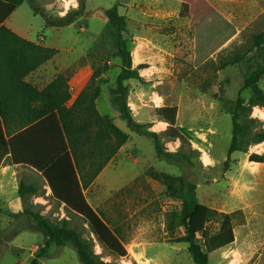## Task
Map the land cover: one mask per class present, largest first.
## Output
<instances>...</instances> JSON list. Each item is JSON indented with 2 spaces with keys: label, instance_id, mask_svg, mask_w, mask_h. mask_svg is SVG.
<instances>
[{
  "label": "rangeland",
  "instance_id": "rangeland-1",
  "mask_svg": "<svg viewBox=\"0 0 264 264\" xmlns=\"http://www.w3.org/2000/svg\"><path fill=\"white\" fill-rule=\"evenodd\" d=\"M84 2L82 16L73 24L57 28L62 31L60 44L71 45L73 49L69 54H59L56 61L59 64L82 63L90 72L107 63L109 70L96 79V84H106L109 90L111 84L114 87L121 59L115 54L103 10L118 2V12L126 19L124 38L127 48L132 59L138 54L141 60L140 79L125 81L129 108L137 115L136 119L149 120L146 123L151 131L161 133L173 129L171 132L177 136L163 137L165 148L170 152L179 150L189 159L179 164L158 159L153 141L132 132L129 157L121 155L115 162L116 169L130 173L133 179L117 191H108L94 180L85 190L90 206L118 232L127 249L125 257H117L103 248L88 225L71 212L63 213L56 201L47 198L48 204L32 205V209L50 220H70L71 226L93 242L95 253L105 262L195 264L187 244L175 241L183 235V227L168 229V214L180 210L181 200L170 195L165 185L147 171L152 169L184 176L195 184L200 203L219 212L232 213V242H228L220 218L206 224L212 248L208 264H264V169L251 174L247 171L258 166V162L251 161L249 156L264 153V141L251 144L246 152H233L225 170L223 164L231 140L230 111L243 85V63L218 68L225 58L247 50L252 44V36L264 29V0H239L234 4L232 11L235 9L237 14L232 16L243 20L241 25H247L246 28L204 63L194 61L193 27L189 17H180L177 8L168 0ZM38 4L48 14L62 16L77 8L79 0H39ZM21 8L36 25L45 27L40 15L32 19V9L27 2ZM260 87L264 90V79ZM135 92L138 93L137 104L131 98ZM250 93L245 89L240 94L247 101ZM98 107L102 113L115 114L117 121L126 128L111 102L107 105L100 101ZM140 110L150 115L139 116ZM257 110L264 111V107L252 110L251 117L257 119L254 126L264 129V117H260ZM160 121L166 123L165 129L158 130L164 126L159 125ZM205 152L210 158L209 164L203 162ZM34 181L39 187L38 194L44 196L40 178ZM9 217L12 225L0 228V264H30L43 246L44 236L24 214ZM197 242L203 244L201 236L197 237ZM40 261L44 264H81L71 243L50 244Z\"/></svg>",
  "mask_w": 264,
  "mask_h": 264
},
{
  "label": "trees",
  "instance_id": "trees-1",
  "mask_svg": "<svg viewBox=\"0 0 264 264\" xmlns=\"http://www.w3.org/2000/svg\"><path fill=\"white\" fill-rule=\"evenodd\" d=\"M23 2H27L34 14L40 15L45 25L49 27L73 24L85 10L84 0H79L77 8L68 10L62 16L48 14L47 10L38 4V0H0V21L3 16L8 17ZM192 12L196 38L195 62L200 63L203 58H207L226 42L235 33V29L219 12L202 0L195 4ZM103 13L112 35V43L116 48L115 54L121 59V68L116 76L115 85L109 90L110 102L116 108L119 119L125 121L130 131L153 141L155 156L158 159L172 164L187 161L188 155L179 150L167 151L164 146L163 137L177 136L171 132L173 129L161 133L151 131L148 123H141L132 115L127 105L128 87L125 81L140 77L138 70L131 66L130 51L124 38L126 19L118 12V2L104 9ZM46 52L49 58L56 50L46 49ZM239 62L243 63V85L230 111L231 140L223 164L225 170L229 166L233 152H246L251 144L264 141V129L254 126L257 119L251 117L254 107H264V90L258 84L264 75V30L252 36V44L247 50L225 58L219 63L218 68L222 69ZM109 68L107 63L96 68L85 88L70 106L65 104L70 97L67 78L59 74L54 79L52 85L48 87V90L53 89V114L37 126H43L45 122L48 124L50 136L46 150H43L46 152L44 155L38 152L35 156L22 157L21 160L41 171L42 177L51 189L53 199L58 204H63L66 210L78 215L103 248L117 257H125L127 251L118 232L88 204L83 193L129 138L127 133L115 125L111 117L101 115L96 108V99L101 91L96 79ZM245 89L251 92L247 101L240 94ZM249 159L264 162V153H252ZM147 172L163 183L170 195L181 200L180 210L168 214L169 230L176 226L184 229L183 235L175 241L187 244L188 253L195 264H208V254L212 248L206 224L212 219L220 218L221 227L226 228L228 242H232L233 234L230 228L232 213L219 212L200 203L197 200L195 184L187 181L184 176H172L152 169ZM18 194L23 203V214L31 219L34 227L44 236V244L34 254L30 264H41L40 258L45 255L50 244L61 246L67 243L72 244L81 264H118L102 260L95 253L93 242L71 226L70 220L66 218L50 220L39 211L33 210L29 198L37 194V187L34 184L19 182ZM198 236L202 237L204 248L197 242Z\"/></svg>",
  "mask_w": 264,
  "mask_h": 264
},
{
  "label": "crops",
  "instance_id": "crops-1",
  "mask_svg": "<svg viewBox=\"0 0 264 264\" xmlns=\"http://www.w3.org/2000/svg\"><path fill=\"white\" fill-rule=\"evenodd\" d=\"M168 1L177 8L180 17H189L190 25L193 27V56L195 61L196 38L195 25L192 22V9L199 0ZM202 1L231 23L235 33L207 58H203L200 63H204L210 56L226 47L247 26L241 25L243 20H238L234 15L232 16L233 13L237 14L235 9L232 11V8L239 0ZM23 3L10 13L8 17L3 16L0 21V228L12 225L9 215L23 214V203L18 194V185L21 181L27 184H34L37 187V194L29 198L31 206L48 204L47 198L55 201L51 195L50 187L42 177L41 171L25 163L21 158L35 156L38 152L40 155H44V152H46L43 150H46L48 136H50V133L48 134V124L45 122L43 126H37L53 114V89L50 88L48 90V87L52 85L54 79L59 74H63L67 78L66 83L70 97L65 104L70 106L85 88L93 73V71L90 72L87 67L83 66L82 63L59 64L56 61L57 56L59 54H69L73 47L60 44L59 36L62 31H57L59 27L36 25L30 19V16L27 15L26 10L21 8ZM2 9L1 11H3ZM31 11L32 19L39 16L35 15L33 10ZM207 20H210V18H207ZM81 29L83 30V28ZM46 49H55L56 53L48 58ZM140 63L141 60L138 54H135L133 59L131 56L133 69L138 70L141 67ZM135 65L138 66L134 67ZM262 79H264V75L259 80V86ZM110 87H113L112 84ZM100 88V95L96 99L98 112L101 115L111 117L115 125L127 133L129 138L95 177L94 182L100 183L108 191H117L133 179L130 173L125 174L116 169L117 165L115 162L116 158L121 155L126 158L129 157V141L132 131L127 126L124 128L117 121L115 114L99 111L98 103L100 101L105 102L107 105L110 103V93L107 85L102 84ZM131 98L134 104L138 103L137 92L134 95L131 94ZM128 104L130 103L127 102ZM138 114L146 117L149 112L145 114L143 110H140ZM132 115L135 119L137 118L136 114L132 113ZM136 120L141 123L149 121L144 118ZM159 123V125L163 124L164 126L158 128V130L165 129L166 123L162 121ZM263 164L264 162H258V166H255L254 170L253 168L247 170L248 173L251 174L257 170L264 169ZM37 178L41 180L44 196L38 194L39 187L34 181ZM87 188L83 190L86 200L85 190ZM88 204L90 205L89 202ZM45 206L49 207V205ZM59 207L63 213H67L68 210L65 209L63 204H59ZM68 212L74 214L73 211ZM3 216H6L7 219ZM40 262L44 264L43 261Z\"/></svg>",
  "mask_w": 264,
  "mask_h": 264
},
{
  "label": "bare ground",
  "instance_id": "bare-ground-1",
  "mask_svg": "<svg viewBox=\"0 0 264 264\" xmlns=\"http://www.w3.org/2000/svg\"><path fill=\"white\" fill-rule=\"evenodd\" d=\"M258 114L260 115V117H264V111L261 110H257ZM209 144V143H208ZM203 162L205 164H209L210 163V158L208 157V155H206V152L203 156ZM124 264H128V263H124Z\"/></svg>",
  "mask_w": 264,
  "mask_h": 264
},
{
  "label": "built area",
  "instance_id": "built-area-1",
  "mask_svg": "<svg viewBox=\"0 0 264 264\" xmlns=\"http://www.w3.org/2000/svg\"><path fill=\"white\" fill-rule=\"evenodd\" d=\"M128 106L130 107V104H128Z\"/></svg>",
  "mask_w": 264,
  "mask_h": 264
}]
</instances>
